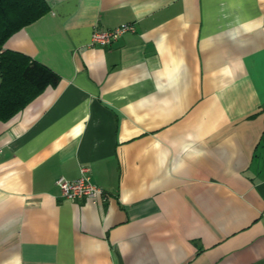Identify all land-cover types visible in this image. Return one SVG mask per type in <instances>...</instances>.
<instances>
[{
	"label": "crops",
	"instance_id": "obj_1",
	"mask_svg": "<svg viewBox=\"0 0 264 264\" xmlns=\"http://www.w3.org/2000/svg\"><path fill=\"white\" fill-rule=\"evenodd\" d=\"M45 1L3 46L59 80L0 117V264H264V0Z\"/></svg>",
	"mask_w": 264,
	"mask_h": 264
},
{
	"label": "trees",
	"instance_id": "obj_2",
	"mask_svg": "<svg viewBox=\"0 0 264 264\" xmlns=\"http://www.w3.org/2000/svg\"><path fill=\"white\" fill-rule=\"evenodd\" d=\"M47 10L45 0H0V117L11 115L47 85L59 80L54 71L39 61L14 50H3L9 36Z\"/></svg>",
	"mask_w": 264,
	"mask_h": 264
},
{
	"label": "built area",
	"instance_id": "obj_3",
	"mask_svg": "<svg viewBox=\"0 0 264 264\" xmlns=\"http://www.w3.org/2000/svg\"><path fill=\"white\" fill-rule=\"evenodd\" d=\"M131 29H133L132 24L123 23L112 29L95 30L92 34L90 43L108 45L115 41L125 31ZM1 153L2 146L0 145V155ZM57 184L61 187L62 195L69 199L86 197L87 199L96 200L104 193V189L91 180L88 168L86 167L82 168V174L80 177L71 180L61 176L57 179Z\"/></svg>",
	"mask_w": 264,
	"mask_h": 264
}]
</instances>
